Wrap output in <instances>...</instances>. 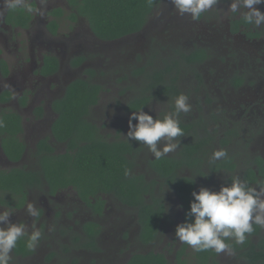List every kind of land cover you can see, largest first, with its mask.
I'll use <instances>...</instances> for the list:
<instances>
[{
  "label": "rangeland",
  "instance_id": "rangeland-1",
  "mask_svg": "<svg viewBox=\"0 0 264 264\" xmlns=\"http://www.w3.org/2000/svg\"><path fill=\"white\" fill-rule=\"evenodd\" d=\"M34 1L37 2L40 12H36L33 22L26 30L6 29L0 13L1 57L6 60L10 70V75L3 85L10 87L15 94L31 93L25 106L21 107L13 101L7 106L13 111H19L25 121L22 140L27 144V158L24 164L19 166L33 165V141L36 131L41 132L43 136L49 135L55 116L51 110V102L62 94L65 80L85 75V69L88 67L97 71L95 80L104 87L98 104L91 109V120L100 127L102 136L108 140L132 139L127 133L130 131L129 118L133 112L126 109V104L144 85V77L135 71L144 68V71L150 72L158 68V62L164 59L166 63H172L173 59L180 60L177 68L179 70L173 74L181 93L188 96V103L191 105L189 113L180 112L176 118L183 123H195L200 136L211 138L203 166L204 177L190 170L183 171L184 174L196 178L197 192L201 188L218 192L221 187L230 186L233 178H242L243 172L252 164L251 160L255 155L264 156V153L251 145V138L246 130L247 124L236 118L237 111H225L228 105H236L238 101L256 95L254 91H258L257 88L264 92V83L258 86L254 77V72L258 75L263 73V67L257 63L253 65L254 62L250 60L251 53L244 49L241 41L234 40L228 33V24L239 16L227 19L224 17L228 0H221L215 9L204 13L199 20H193L188 14H180L177 21H172V27L169 19L173 20L172 16L177 17L179 13L172 0H161L148 20L145 31L110 42L98 40L85 18L70 20L68 15L73 10L68 8L64 0ZM258 7L264 12V5ZM55 8L62 9L61 16L50 14ZM52 20L58 25L55 32L51 30ZM196 48L205 49L206 58L193 65L184 63L180 55ZM46 54L56 55L61 65L60 71L50 78L40 77L36 73L42 57ZM80 54L86 56V62L78 68L72 67L71 59ZM241 72L246 77L244 85L232 87L230 74ZM258 79L264 81L263 78ZM174 101H170L165 95H154L147 107L141 111L151 115L153 119H162L165 115L174 113ZM38 106L44 109L39 118L33 113V109ZM131 123L135 125L137 121L133 119ZM227 128L232 129L233 133L226 134ZM186 138L188 137L175 138L177 148L166 155L177 154L180 144ZM223 139L226 140L225 144ZM166 143L167 141L161 139L157 143V149L162 150ZM56 148L62 152L65 147L60 145ZM220 149L228 153L227 157L220 160L233 158V170H215L211 167V164L219 161L212 159V153ZM154 157L150 149L141 143V150L136 157V171L148 177H155L147 167V162ZM3 163L1 168L10 167L7 162ZM40 189L32 190L29 195V203L39 210L38 216L28 213V203L20 210L0 206V211L7 210L10 213L8 221L0 222V227L6 228L9 223L23 224L27 234H32L35 230L42 233L40 241L29 256H17L12 250L10 255L13 261L9 264H85L86 249L81 248L73 239L75 234L80 235L82 228L75 192L68 189L60 192L56 198H49L45 194V187ZM157 194L165 201L168 220L162 225L156 239L148 244H141L137 240L135 212L121 205L113 197L109 196L106 200L109 204L108 212L99 219L95 218L101 225L98 248L105 245L114 254L120 251L118 262L109 261L108 264H122L131 253L147 251L162 252L167 256L169 264H174L175 254L183 243L175 236L182 208L171 189L161 185ZM112 205L115 213L113 215L110 214ZM49 209L54 210L55 214L52 215ZM58 211L65 212L66 217L59 216ZM117 212H120L119 217ZM260 236L264 237V227L261 228ZM185 256L188 264H197L195 250L189 245ZM217 256L220 264H245L231 248L217 253ZM92 264H96L94 260ZM99 264L107 263L105 259H99Z\"/></svg>",
  "mask_w": 264,
  "mask_h": 264
},
{
  "label": "trees",
  "instance_id": "trees-1",
  "mask_svg": "<svg viewBox=\"0 0 264 264\" xmlns=\"http://www.w3.org/2000/svg\"><path fill=\"white\" fill-rule=\"evenodd\" d=\"M71 7L68 18L72 21L84 17L94 36L103 41H113L140 32L147 24L150 15L161 0H66ZM75 10V11H74ZM9 9L7 22L25 26L28 19L23 9L17 13ZM62 10L53 9L52 16H61ZM51 30L55 32L58 26L55 20L50 22ZM182 61L188 65L202 62L207 51L196 48L187 54H182ZM84 57H75L71 60L72 66H79ZM179 61L173 59L166 63L165 59L158 68L144 71L139 68L135 71L144 77L143 88L137 95L128 100L126 109L130 112L143 110L154 95H165L169 100L181 94L177 79ZM162 63V64H161ZM164 63V65H163ZM3 74L8 68L4 60H0ZM59 69V59L53 54H46L43 65L39 69L42 75H50ZM94 69L85 70V77L80 76L72 80L64 90V94L52 101L51 107L56 117L51 124V134L54 142L63 143L65 151L55 152L53 142L41 139L35 147L33 156L37 158L34 168L12 167L0 170V192H8L15 206L21 207L25 202L28 188L38 187L44 182L53 194L58 190L71 186L77 195L88 205L101 211L103 200L101 195L106 194L118 200L121 205L132 209L139 226L138 240L143 244L153 242L160 232L163 222L168 220L165 201L157 194L158 188L163 185L171 189L180 202L182 208L180 224L192 222L190 202L192 193L196 190V178L184 174L190 170L204 177L203 166L206 163L207 147L210 144L208 137L199 135L195 123H183L180 127L188 137L182 141L177 154L166 155L160 159L155 157L147 162L149 171L155 177H148L136 171V157L141 150L140 141L134 139L104 138L99 126L90 118L91 109L100 100L104 89L103 85L95 80ZM244 74H230V84L237 88L243 84ZM9 90H3L0 101L6 102L12 98ZM25 96L19 99L25 104ZM42 106H39L40 109ZM42 110V109H41ZM40 112V111H39ZM0 119V135L2 148L8 159L17 161L25 150V144L20 138L22 132L21 117L12 111L2 110ZM230 134L231 132L228 131ZM226 133V134H228ZM223 144L226 140L223 139ZM256 159V158H255ZM256 168L249 165L242 174L241 181L250 186H264V160H254ZM235 166L232 157L219 160L211 167L215 170H233ZM94 200V202H92ZM259 225L253 224V232L246 234L244 243L239 244L234 238L226 239L231 249L237 250L247 264H264V239L260 237ZM100 227L95 222L83 224L80 235H74L75 242L80 247L95 246L96 236ZM25 235L17 242L15 252L29 254L32 249L27 247L28 236ZM257 236V244L252 240ZM89 241V243H87ZM96 247V246H95ZM188 244L182 246L175 254L174 264H187L185 250ZM97 249V248H96ZM217 253L214 249L196 251L197 264H218ZM122 264H169V260L162 252L147 251L133 252Z\"/></svg>",
  "mask_w": 264,
  "mask_h": 264
},
{
  "label": "clouds",
  "instance_id": "clouds-1",
  "mask_svg": "<svg viewBox=\"0 0 264 264\" xmlns=\"http://www.w3.org/2000/svg\"><path fill=\"white\" fill-rule=\"evenodd\" d=\"M221 0H172L177 12L181 15L188 14L193 20H199L201 16L216 8ZM264 5V0H228L224 17L227 19L239 15L245 23L254 27H264V12L258 6ZM10 9L24 8L28 12H40L25 3V0H7ZM220 11L219 9H216ZM188 96L179 94L174 101L175 111L165 115L162 119L153 117L144 112H133L129 118L128 137L142 142L160 159L165 154L177 148L175 138L183 136L180 121L176 116L180 113H189L191 105ZM137 123L133 125L131 121ZM167 141L162 150L157 149V143ZM223 150H215L212 153L214 161L227 157ZM193 201L190 202V215L192 222H185L175 229V236L183 243L188 244L196 251L214 249L216 253L230 250L226 239L234 238L239 244L244 243L246 234L253 232V224L264 227V187H253L242 182L239 177L232 179L230 186L221 187L218 192H211L201 188L193 192ZM30 215L38 216L39 210L31 203L27 204ZM9 211H0V222H7ZM23 224H12L0 227V264H9L13 261L10 255L16 248L17 242L25 237ZM42 237L39 230L28 236L27 247L34 249Z\"/></svg>",
  "mask_w": 264,
  "mask_h": 264
},
{
  "label": "flooded vegetation",
  "instance_id": "flooded-vegetation-1",
  "mask_svg": "<svg viewBox=\"0 0 264 264\" xmlns=\"http://www.w3.org/2000/svg\"><path fill=\"white\" fill-rule=\"evenodd\" d=\"M37 1H39V0H37ZM64 1L66 2L68 8L71 9V7L68 5L67 1L66 0H64ZM25 3L28 4V5H30L34 9H37L38 8V4L34 0H25ZM156 8L157 7H155L154 10ZM9 9L10 8L7 7V0H0V13L2 14L3 25H4V27L6 29H9V30H19V29L20 30H26V29H28L30 27L31 23L33 22L35 16H36V12L35 11L34 12H28L26 9L22 8L23 11H24L23 14L24 15H27L28 16V19L25 22V26H23V25H15L13 23L7 22V17H8L7 15H8ZM55 9H57V8H55ZM19 10H20V8L15 9V12L14 13H17ZM154 10H153L152 14L150 15V17L153 16ZM179 17H180V14L177 17L172 16L173 20L172 19H169V22H170V26L171 27L174 25L172 23V21H174V22L177 21ZM78 18H84V17H78ZM167 26L168 25L166 24V27ZM228 26H229L228 27V33L230 34V36H232L234 38V40L237 39V40L241 41L243 43L242 46L244 47V49L247 50V51H249V53H251L250 60H252V62H254L253 65H255L257 63L259 66H262L263 67V70H261L263 73H260L258 75L256 72H254V77L257 79L256 82H257V84L259 86V84L264 83V81H260L258 79V77L261 80H262V78L264 79V29H262V28H254V27L248 25L247 23H245L243 21V19L240 16H236L233 19V21L228 24ZM145 27L142 29V31H140L138 33H135V34H139V33L143 32V31H145ZM165 28H163V29H165ZM228 33H227V35H228ZM135 34H132V35H135ZM132 35H129V36H132ZM98 40H100V39H98ZM117 40H120V39H117ZM100 41H102V42H110V41H103V40H100ZM113 41H116V40H113ZM44 56L42 57L40 66L36 69V73L40 77L50 78V77L56 75L58 71H60V68H61L60 60H59V69L57 70V72H54V73H52L50 75H42L38 71L41 68V66L43 65ZM75 57H84L82 63L79 65V67L82 66L86 62V56L85 55L80 54V55L74 56V58ZM0 60H4L5 63H6V66L8 68V64H7L6 60L1 57V49H0ZM72 67L78 68V66H72ZM88 68H91V67H88ZM88 68H86V69H88ZM240 74H242V72ZM9 75H10L9 68H8V72H7L6 75L3 74V72L1 71V68H0V79L2 80V83H0V94L3 92V90H9L12 93V95H13L12 98L10 100L6 101V102H1L0 101V112L2 110L12 111V112H16L21 117L22 132L20 133V138L22 140L23 139L22 138V133L24 132L23 130H24V123H25L24 118H23L22 114L19 111H17V110H14L13 111L12 109L7 108V106L10 105V104H12L11 103L12 101L13 102H16L21 107L25 106L27 104L28 100H29V96H30L31 93L30 92H22V93H19V94H15L14 91L10 87L7 88L8 86L3 85V82H5L7 80V78L9 77ZM77 77L78 76L67 78L65 80L64 90H65V87L72 80H74ZM83 77H85V75H83ZM245 78L246 77L244 75V77H243V80L244 81H245ZM244 81H243V84H241L240 86H243L244 85ZM64 90H63L62 94L59 95V97H61L64 94ZM257 90L258 91H254V94H256V95L252 96L251 98H244L241 101H238L236 105H234V104L228 105V97H227V102L226 103H227L228 106H227V109L225 111H233V112H234V110L237 111V115H235L236 118L237 119H242V121H245L244 124H247L246 125V130H247V132H249V136H250L251 142H252L251 145H253L255 148L259 149L262 153H264V150H263V147H264V92L262 90L259 91V88H257ZM23 96H25L26 100H25V104L21 105L19 103V99L22 98ZM59 97H57V98H59ZM38 107L36 109L35 108L33 109V113H34V115H37L38 118H39V117H41L43 115V112H44L43 110L44 109H43V107H41L40 109H38ZM222 108L225 109L223 106H222ZM51 110H52V107H51ZM53 113H54V111H53ZM1 116H2V114H0V119H1ZM55 117H56V114H55V116L53 118V121H54ZM240 124L242 125V123H240ZM228 131L231 132L230 134L233 133V130L230 129V128H227L226 129V132H228ZM41 134H42L41 132L36 131V134H35L36 137H35V140L33 141V143H35L34 144V150H35L36 144L41 139H48V141L50 143L53 142V147L55 148V152L63 153L65 151V148H64V151H62V152H60V151L57 150V148H56L57 146L63 145L65 147V145L63 143L54 142V139L52 138V134H51V125H50V130H49V135L48 136H43ZM4 136L5 135H3L2 137H4ZM2 137L0 135V166L1 165H4L3 162H7L10 165L9 168H12V167L34 168V167H36V165H37V158L36 157H32V163H33L32 166L31 165L19 166V164H24V161L27 158V156H26L27 155V144L24 142V140H22V141L25 144V150H24L23 154L21 155V157L19 158V160L12 161V160L8 159V157L6 156V154L4 153V150L2 148V143H1V138ZM252 137H253V139H252ZM255 158L256 159L257 158H262V160H264V156L255 155L252 158V160H251L252 165L251 166L253 168H256V165L254 163V160H256ZM9 168H1L0 167V170H2V169H9ZM42 187H45V194L49 198H56L58 196V194L60 192L64 191V190H68V189L73 190L75 192V195L77 197V203L79 205L77 207V210H78V215L81 217V220H80L81 227L83 226V224H86L87 222H95V223H97L99 225V227L101 226L97 221H95V218L99 219V218H101V216H103L105 213L108 212V208H109L108 206H109V204L106 203V200L109 199V195H106V194L101 195V199L103 200V205L101 206V211L100 212H97L96 209H95V207H93L91 205H88L86 202H84L77 195L76 191L71 186H68L65 189L58 190L55 193L51 194L50 191H49V189L47 188V186L44 184V182H42V184L40 186H38V187L28 188L27 195H26V198H25V202L21 205V207L15 206L13 199L16 200V198L13 197V199H12V197L10 196V194L8 192H0V206H2L4 208H8L9 207V208H15L16 210H20L21 208H24L27 203L30 202L31 197L29 195H30L31 191L32 190H35L36 188H37V190H41L40 188H42ZM255 187H259V186L256 185ZM260 187H264V186H260ZM43 198L45 199V196L44 195H43ZM116 201L118 202V200H116ZM92 202H94V200ZM70 204H71V202L68 205H70ZM61 205H63V204H61ZM110 210H111L110 211L111 212L110 213L111 215L115 214L114 213L113 205L111 206V209ZM49 211L52 213V215L55 214V211L54 210L49 209ZM58 214L61 217L63 215H64V218L66 217V214L63 211H58ZM116 214H117L118 217L120 216V212H117ZM135 222L137 224V218H136V221ZM164 223L165 222H163L162 225ZM162 225H161V227H162ZM137 226H138V224H137ZM259 227H260V231H259V234H260L262 227L261 226H259ZM138 231H139V226H138ZM99 233H98V235L95 238V240H96L95 246L96 247L95 246L94 247L93 246H88L86 248H83V249H86L85 250L86 251L85 252L86 255L84 256V258H85V264H92V260H94V263L99 264V259H105V262L107 264L110 263V262H118V258H119V254H120L119 249H118L119 253L114 254L113 252L109 251L105 247V245L101 246L100 249L98 248ZM260 237L262 239H264V237H262V236H260ZM251 238L255 242V244L258 243L259 238L257 236H252ZM137 240H138V235H137ZM138 242H140V241L138 240ZM87 243H89V241ZM141 244H143V243H141ZM232 251L236 253L237 257L243 263L247 264L245 262V260L240 256L239 251L234 250V249H232ZM13 252L17 256H29L33 252V249H32V252L31 253L25 254V255L16 253L14 249H13ZM117 255H118V257H117ZM217 257L218 256H216L215 258H216V260L218 262V258ZM218 264H220V263L218 262Z\"/></svg>",
  "mask_w": 264,
  "mask_h": 264
}]
</instances>
